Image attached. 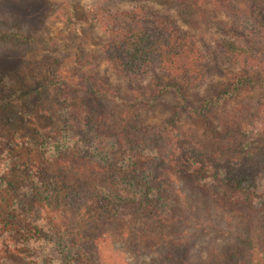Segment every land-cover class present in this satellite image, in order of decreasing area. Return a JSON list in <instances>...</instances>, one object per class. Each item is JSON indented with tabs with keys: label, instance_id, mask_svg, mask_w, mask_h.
Returning a JSON list of instances; mask_svg holds the SVG:
<instances>
[{
	"label": "trees",
	"instance_id": "obj_1",
	"mask_svg": "<svg viewBox=\"0 0 264 264\" xmlns=\"http://www.w3.org/2000/svg\"><path fill=\"white\" fill-rule=\"evenodd\" d=\"M10 1L34 5L37 19L30 21L26 10L16 9L0 19V80H11L1 69L4 59L41 51L51 74L45 91L60 94L69 124L86 130L94 152L118 150V170L131 173L116 177L112 189L100 186L98 198L70 194L71 220L60 219V231L53 236L56 249L73 260L67 264L83 263L85 254L100 264L95 244L100 238L127 244L138 257L150 255L153 264H179L177 252L183 261L198 236L210 232L206 256L196 264H264V167L253 175L249 166L264 164L258 139L264 117L258 113L251 125L235 120L231 127H221L217 119V111L242 93L264 86V69L258 71V64L253 69L256 61L264 63V0H245L243 10L237 4L231 12L246 22L239 30L226 27L205 49L181 24L195 30L216 24L217 18L201 8L206 0H127L132 5L126 9L85 8L76 0ZM223 1H217L218 8L230 10L231 1ZM49 21L63 23L66 41L42 31ZM96 25L101 39L93 32ZM86 40L97 48L85 46ZM102 62L127 87L112 86L98 71ZM11 85L0 106L15 95ZM166 94L175 102L166 105ZM159 107L169 114L158 124L141 121V115ZM93 202L103 212L112 207L113 219L92 216L100 226L82 253L74 232L84 226L82 206ZM18 210L23 214L24 209ZM215 216L218 222H211Z\"/></svg>",
	"mask_w": 264,
	"mask_h": 264
},
{
	"label": "rangeland",
	"instance_id": "obj_2",
	"mask_svg": "<svg viewBox=\"0 0 264 264\" xmlns=\"http://www.w3.org/2000/svg\"><path fill=\"white\" fill-rule=\"evenodd\" d=\"M1 1L0 19L7 17L11 9H16L19 13L26 10L25 17L36 21L37 8L34 5H15L10 0L5 3ZM76 1L83 7L92 9L99 6L126 9L132 5L127 0ZM217 1L220 3L223 0H206L201 5L210 18H217V23L208 29L195 30L187 24H181L177 19L183 29L193 33L201 49H205L213 39L222 37V31L226 27L239 30L247 20L234 16L231 12L237 9V4L243 10L245 0H230V10L225 12L221 11L220 6L218 8ZM173 15L178 18L175 11ZM42 31L49 33L57 42L66 41L68 36V30L61 22L49 21ZM93 32L101 36L97 25ZM85 46L97 48V44L89 40H86ZM257 55L258 60L262 58L261 52ZM254 64L256 66L253 69H257V64L258 71L264 69V63L256 61ZM211 66L214 73L218 67L215 63ZM1 69L10 74L11 80H0V99L5 101L6 96L10 95L6 89L11 84H14L11 86L15 95L12 96L10 104L0 106V264L70 263L73 260L56 249L53 240V236L60 231V219L66 216L67 222L71 220V216L67 214V205L70 204V196H73L70 194L86 193L85 195L94 199L98 198L100 186L112 189L116 177H128L131 173L118 170L117 164L122 159L118 150L107 155L94 152L86 130L73 128L69 124L66 105L58 98L60 94L55 90L45 91L48 87L47 81H51V74L42 60L41 51L25 53L18 60L4 59ZM98 71L109 78L112 86L127 87V82L120 80L105 62L98 66ZM211 76L216 80H225L216 74ZM197 90L200 95L203 93V87ZM18 91L22 92L17 93ZM164 101L166 105L175 102L171 94L164 95ZM258 113L264 117V86L261 85L253 86L224 110L217 111V119L221 127L224 123L231 127L235 120L245 121V125L249 126L252 124V117ZM168 114L166 108L159 107L153 113L141 115L140 119L144 124H158ZM245 130L247 135L249 128L246 127ZM258 139L264 145V132ZM249 164L253 175L263 171L264 164ZM18 209H24L23 214H18ZM113 211L110 207L109 213L103 212L97 209L95 202L86 208L82 206L80 213L84 215V226L74 232L77 234L76 242L82 247L79 252L85 253L91 237L100 226L96 217L92 216L102 214L111 220ZM207 219V216L203 218L205 221ZM210 221L218 222V217H210ZM212 233L199 235L193 250L183 261H180L179 255L182 252H177L178 263L196 264L205 258V250ZM95 244L101 255L100 264H153L152 256L138 257L129 252L127 244H110L108 239L103 238L97 239ZM84 258L83 263L79 264H98L87 254L83 255L82 259ZM262 262L264 263V259ZM73 264L78 263L74 260Z\"/></svg>",
	"mask_w": 264,
	"mask_h": 264
}]
</instances>
